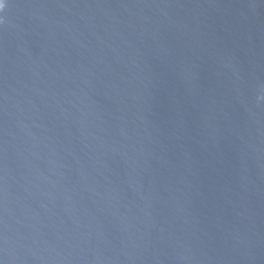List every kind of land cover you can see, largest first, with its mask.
I'll return each instance as SVG.
<instances>
[{"label":"water","instance_id":"obj_1","mask_svg":"<svg viewBox=\"0 0 264 264\" xmlns=\"http://www.w3.org/2000/svg\"><path fill=\"white\" fill-rule=\"evenodd\" d=\"M0 264H264V0H5Z\"/></svg>","mask_w":264,"mask_h":264},{"label":"clouds","instance_id":"obj_2","mask_svg":"<svg viewBox=\"0 0 264 264\" xmlns=\"http://www.w3.org/2000/svg\"><path fill=\"white\" fill-rule=\"evenodd\" d=\"M5 8V0H0V11H3Z\"/></svg>","mask_w":264,"mask_h":264}]
</instances>
